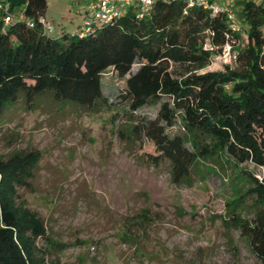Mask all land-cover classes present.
<instances>
[{"label": "trees", "instance_id": "1", "mask_svg": "<svg viewBox=\"0 0 264 264\" xmlns=\"http://www.w3.org/2000/svg\"><path fill=\"white\" fill-rule=\"evenodd\" d=\"M0 2L23 14L6 24L0 11V117L21 100L33 109L43 96L59 105L110 110L102 81L114 72L125 80L118 100L131 114L159 105L154 119L133 121L131 133L153 143L150 162L171 164L175 185H190L192 171L209 163L234 168L248 183L228 204L224 225L239 231L264 264V176L241 168H264V5L244 0L248 42L242 48L240 30L225 14L188 8L182 0L157 1L142 18L132 9L84 36L78 30L55 37L40 22L47 0ZM228 42L237 67L202 73ZM178 126L180 133L170 135ZM41 160L37 150L0 159V264H52L55 243L46 223L19 194L30 188ZM147 219L144 213L133 223Z\"/></svg>", "mask_w": 264, "mask_h": 264}, {"label": "rangeland", "instance_id": "2", "mask_svg": "<svg viewBox=\"0 0 264 264\" xmlns=\"http://www.w3.org/2000/svg\"><path fill=\"white\" fill-rule=\"evenodd\" d=\"M90 1L47 0L51 35L77 32L85 16L91 17L86 14ZM236 13L244 48L246 26ZM227 65L237 67L233 56H218L202 73ZM102 82L113 102L110 110L59 105L43 96L33 109L21 100L0 117V159L35 150L42 154L30 188L19 194L44 219L55 243L49 262L262 264L240 232L224 225L228 204L248 187L238 171L202 164L192 171L190 185H175L171 164L150 162L153 143L131 133L133 121L154 119L159 105L131 114L118 100L125 80L108 71ZM169 133L179 134V126ZM241 168L258 179L264 176V168ZM144 213L143 225L133 223Z\"/></svg>", "mask_w": 264, "mask_h": 264}, {"label": "built area", "instance_id": "3", "mask_svg": "<svg viewBox=\"0 0 264 264\" xmlns=\"http://www.w3.org/2000/svg\"><path fill=\"white\" fill-rule=\"evenodd\" d=\"M157 1H170V0H92L88 3L86 14H91V17L85 16L83 24L79 29L82 36L88 34L92 30V26L96 24H108L116 19L124 17L130 10L134 9L139 17H144ZM188 8L201 7L204 10H209L213 16L225 14L227 20L234 30H239L237 26V13L232 7L234 0H182ZM6 12V24L12 23L16 20H23V14L19 9L9 12L7 5L0 2V11ZM44 29L48 32L54 30L53 26L42 18L40 20ZM30 26H32L30 24ZM207 47V46H206ZM222 56H233V44L228 42L224 49Z\"/></svg>", "mask_w": 264, "mask_h": 264}, {"label": "crops", "instance_id": "4", "mask_svg": "<svg viewBox=\"0 0 264 264\" xmlns=\"http://www.w3.org/2000/svg\"><path fill=\"white\" fill-rule=\"evenodd\" d=\"M243 3H244V0H234L233 4H232V7L235 9V10H239L240 12V17H242V7H243ZM237 8V9H236ZM62 33V32H61ZM60 33V34H61ZM60 34L58 33L57 36H60Z\"/></svg>", "mask_w": 264, "mask_h": 264}]
</instances>
